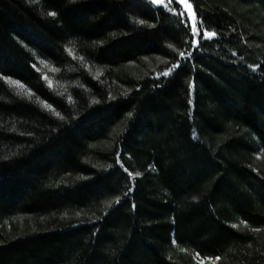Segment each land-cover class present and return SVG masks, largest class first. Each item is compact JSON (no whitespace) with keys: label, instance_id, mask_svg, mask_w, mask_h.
<instances>
[{"label":"trees","instance_id":"obj_1","mask_svg":"<svg viewBox=\"0 0 264 264\" xmlns=\"http://www.w3.org/2000/svg\"><path fill=\"white\" fill-rule=\"evenodd\" d=\"M188 2L0 0V264H264V0Z\"/></svg>","mask_w":264,"mask_h":264},{"label":"snow or ice","instance_id":"obj_2","mask_svg":"<svg viewBox=\"0 0 264 264\" xmlns=\"http://www.w3.org/2000/svg\"><path fill=\"white\" fill-rule=\"evenodd\" d=\"M150 3L153 5H163L164 7H166L168 9V11L172 12L175 16L179 17H185V22L187 20V15L188 14H192L193 17H195V10L194 7L191 3L188 2V0H150ZM180 5H183L186 9V12H180L178 11V8ZM52 15H55L56 13H51ZM135 19V18H134ZM139 24H144L145 21L144 20H137L136 21ZM203 20H196L195 18L193 19V25H192V33L195 36H200V32L198 31L197 28V24H202ZM217 35V33L215 31H207L205 30L203 32V38L206 39H210L212 37H215ZM191 43L194 46H198V40L196 39H192ZM190 55V54H188ZM180 57L182 58H187L186 53L185 52H180ZM180 67V62L178 61L177 63L173 64L171 66V68H168L163 75L164 76H169L171 73H173L176 69H178ZM252 67L255 69L257 67V65H252ZM160 73H157V76H159ZM46 78V77H45ZM16 83H20V81H16ZM49 84L51 85V81H49ZM191 102V101H189ZM45 104H47V101L44 102ZM48 108H52L53 106L51 104H47ZM57 117H60L61 119L63 117H61V114L59 112L55 113ZM129 115H131V113H129ZM193 135L195 136V133H193ZM119 156L120 153H117V162H119ZM125 171H127V169H125ZM129 175H132L131 173H129ZM136 175H139V173H136ZM119 200L120 198L118 197L116 200V203L119 204ZM135 204H133V207L135 208ZM173 243H175V241H173ZM197 256H199V253H197ZM216 259H219V257H217ZM202 264V262H201Z\"/></svg>","mask_w":264,"mask_h":264},{"label":"rangeland","instance_id":"obj_3","mask_svg":"<svg viewBox=\"0 0 264 264\" xmlns=\"http://www.w3.org/2000/svg\"><path fill=\"white\" fill-rule=\"evenodd\" d=\"M182 6H183V5H182ZM182 8L184 9V11H186V9H185L184 6H183ZM188 15H189V17H190V19H191V22H193L194 17L192 16V14H188Z\"/></svg>","mask_w":264,"mask_h":264}]
</instances>
